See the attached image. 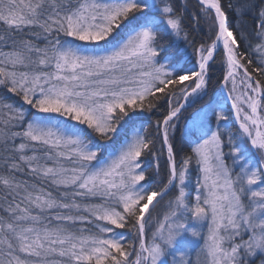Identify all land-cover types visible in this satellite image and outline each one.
Returning a JSON list of instances; mask_svg holds the SVG:
<instances>
[{"label":"snow or ice","instance_id":"6c2138e0","mask_svg":"<svg viewBox=\"0 0 264 264\" xmlns=\"http://www.w3.org/2000/svg\"><path fill=\"white\" fill-rule=\"evenodd\" d=\"M0 264H264V0H0Z\"/></svg>","mask_w":264,"mask_h":264},{"label":"trees","instance_id":"16d2710c","mask_svg":"<svg viewBox=\"0 0 264 264\" xmlns=\"http://www.w3.org/2000/svg\"><path fill=\"white\" fill-rule=\"evenodd\" d=\"M194 2H195V0H190V3H194ZM220 74H221L220 69H219V67H217V69L214 70V73H213V79L215 80L216 77H218ZM213 90H215V85H214V87H213ZM190 112H191V110H189V113H186V114H185V117H186V118H187L188 115H190ZM181 127H182V125H181ZM180 146H181L185 151L188 150V149H187V145L181 143Z\"/></svg>","mask_w":264,"mask_h":264}]
</instances>
